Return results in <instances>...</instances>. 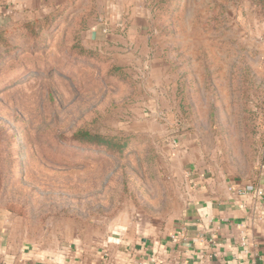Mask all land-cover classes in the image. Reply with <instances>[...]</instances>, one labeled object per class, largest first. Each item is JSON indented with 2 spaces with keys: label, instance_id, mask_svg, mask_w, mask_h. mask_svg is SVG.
Here are the masks:
<instances>
[{
  "label": "rangeland",
  "instance_id": "obj_1",
  "mask_svg": "<svg viewBox=\"0 0 264 264\" xmlns=\"http://www.w3.org/2000/svg\"><path fill=\"white\" fill-rule=\"evenodd\" d=\"M13 5L0 215L16 240L58 247L137 214L176 218L197 168L264 192V0Z\"/></svg>",
  "mask_w": 264,
  "mask_h": 264
},
{
  "label": "crops",
  "instance_id": "obj_2",
  "mask_svg": "<svg viewBox=\"0 0 264 264\" xmlns=\"http://www.w3.org/2000/svg\"><path fill=\"white\" fill-rule=\"evenodd\" d=\"M17 1L26 2L0 0V28ZM197 170L176 218L137 214L96 241L26 243L0 215V264H264V195L239 194L232 182Z\"/></svg>",
  "mask_w": 264,
  "mask_h": 264
},
{
  "label": "built area",
  "instance_id": "obj_3",
  "mask_svg": "<svg viewBox=\"0 0 264 264\" xmlns=\"http://www.w3.org/2000/svg\"><path fill=\"white\" fill-rule=\"evenodd\" d=\"M233 184H234V189L239 194L253 193L255 196L264 195V192L261 188H256V187L254 188L252 185H249V184L239 185L235 182H233Z\"/></svg>",
  "mask_w": 264,
  "mask_h": 264
}]
</instances>
